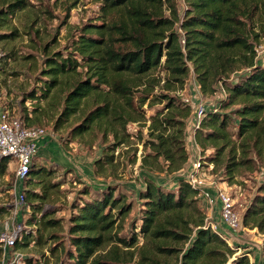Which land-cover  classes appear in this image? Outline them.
I'll return each instance as SVG.
<instances>
[{
    "label": "trees",
    "instance_id": "1",
    "mask_svg": "<svg viewBox=\"0 0 264 264\" xmlns=\"http://www.w3.org/2000/svg\"><path fill=\"white\" fill-rule=\"evenodd\" d=\"M93 1L100 6L99 23L84 24L79 29L72 52L56 53L44 61L42 97L48 99L57 90L55 98L62 105L56 129L83 115V120L72 130L73 136L80 137L99 128L105 139L114 136L116 148L126 145L130 138L129 123L140 121L137 101L144 105L150 100L148 94L136 101L135 88L160 70L167 73L168 83L183 85L192 64L203 94H215L218 84L226 91L221 111L234 105L242 106L235 113L237 140L230 131L231 118L209 112L196 131V143L203 152L210 147L215 149L216 157L212 160L215 165L223 163L225 151H228L229 161L240 151L241 159L228 165V173L236 171L235 168L248 167L247 154L251 151L264 162V67L257 64L253 42L258 37L253 32L259 27V20H264L259 16L262 10L264 15V0H184L187 9L183 19L179 16L177 0ZM0 6V21H6L27 9L29 3L27 0H0ZM177 25L184 33V46ZM14 35L16 32L11 36ZM244 69L249 70L248 74L239 82H229L232 74ZM150 87L153 84L150 83ZM151 101L168 103L164 110L150 118L151 141L144 146L152 154L147 155L145 162L151 158L158 162L162 158L168 165L167 171L179 172L189 160L186 121L192 109L188 105L180 106L167 95ZM105 158L106 161L100 159L95 163L99 170L115 161L113 156ZM9 163V158L0 160V174H6ZM43 173L35 170L33 164L26 182L27 200L48 199L30 190L37 186L36 179ZM48 175L51 174L48 172ZM200 194V189L193 188L184 179L179 180L178 191L146 181V188L140 193L144 203L140 234L147 241V248H140L143 251L138 252L141 260L152 261L164 254L176 255L177 264H227L238 252L208 225L207 213L198 205ZM91 197L78 207V214L71 220L69 234L74 251L68 254L69 264H128L115 244L132 249L137 239L134 237L128 242L114 234L119 221L114 212L118 211L120 217L126 216L131 206L126 205L125 196L115 197L112 187ZM33 209L27 222L29 226L41 224L51 228L58 224L46 220L50 215L41 212L38 204L33 205ZM5 212V209L0 210V214ZM36 212L42 213L41 219L35 216ZM243 224L264 235V183L244 215ZM111 245L107 254H98ZM2 260L0 249V264ZM234 264H251L248 253L235 259Z\"/></svg>",
    "mask_w": 264,
    "mask_h": 264
},
{
    "label": "rangeland",
    "instance_id": "2",
    "mask_svg": "<svg viewBox=\"0 0 264 264\" xmlns=\"http://www.w3.org/2000/svg\"><path fill=\"white\" fill-rule=\"evenodd\" d=\"M27 2V9L8 17L6 21H0V114L9 111L12 117L18 118L28 127L45 131L33 160L34 169L44 173L36 179L37 186L30 190L46 195L48 199L41 202L28 199L27 204L19 207L17 221L24 225L23 239L18 247L3 257L2 264H69L68 254L74 251L69 234L72 218L78 214V207L91 199V196L111 187L115 191V197L125 196L126 205L131 206V211L126 216L120 217L118 211L114 212L119 220L114 234H119L120 238L128 242L134 237L137 239V244L132 249L123 244H115L119 246L121 255L127 259L128 264H156L159 259L161 264H177L176 255H158L159 259L154 257L152 261L139 258L138 252L143 251L140 248H147V241L140 234L144 216V203L140 193L145 190L148 180L175 191L180 179L188 181L191 175H195L193 164L199 160L202 168L196 176L204 182L202 192L213 195L212 188L222 185L235 199V209L242 219L241 229L236 231V234L230 231L237 238L236 241L232 240L229 246L237 248L238 252L227 264H234V260L244 253L250 255L251 264H264V235L257 229L245 227L243 224L244 215L260 194L264 183V162L259 161L251 151L247 154L250 162L248 167L235 168L236 171L228 173V165L241 159L240 151L230 161L228 151H225L223 163L216 166L212 163L216 157L215 149L210 147L203 152L195 141L198 130L195 112L199 105H204L207 113L228 115L232 120L230 131L234 140H237L238 132V118L235 113L242 106L234 105L221 111V104L227 98L226 91L218 84L215 94H203L193 66L189 64L191 73L183 85L168 83L167 73L160 70L135 88L136 101L143 100L141 97L148 94L150 100L144 105L137 101L140 121L129 123L127 133L130 138L126 145L116 148L114 136L105 139L103 130L99 128L80 137L73 136L72 130L83 120V115L56 129L62 105L60 106L61 101L55 98L57 90L53 91L48 99L42 97V88L45 86V58L56 53L72 52L71 46L78 37L79 29L84 24L99 23L100 6L93 0ZM177 5L179 16L183 19L187 9L186 3L184 0H177ZM166 14L169 16V12ZM259 16L264 17L263 10L259 11ZM176 30L184 46V33L179 25ZM13 32H16V35L11 36ZM253 33L258 35L257 39L253 40L258 55L257 64L264 67V20H259V27L255 28ZM248 71L244 69L232 74L229 82H239ZM153 79L156 81L153 82ZM150 83L153 87H150ZM33 95L35 98H32ZM162 95L177 100L180 106L188 105L192 109L191 116L186 121V148L189 160L184 168L176 173L167 171L168 165L162 158L158 162L153 158L145 162L147 155L152 154V151L144 146L146 142L151 141L150 118L158 111L164 110L168 103L163 101L153 104L151 100ZM114 147L115 150L112 149ZM107 155L113 156L115 161L99 170L95 163L100 159L106 161ZM48 172L51 175H48ZM23 189H28L26 182H17L16 164L10 161L6 174H0V210H6L0 214V229L15 214L17 197ZM87 192L89 195H86ZM199 198L198 205L206 211L208 218L203 193ZM37 204L41 207V212L50 215L46 220H54L58 223L56 226H29L27 222L34 212L33 205ZM35 216L39 220L42 213L36 212ZM39 238H42L40 243ZM111 248L112 245L100 250L98 254H107ZM132 253H135L134 256ZM258 256L262 262H258Z\"/></svg>",
    "mask_w": 264,
    "mask_h": 264
},
{
    "label": "built area",
    "instance_id": "3",
    "mask_svg": "<svg viewBox=\"0 0 264 264\" xmlns=\"http://www.w3.org/2000/svg\"><path fill=\"white\" fill-rule=\"evenodd\" d=\"M207 115L204 105H199L195 112L197 121V129L200 128L202 119ZM45 136L43 129L30 128L21 120L12 117L9 111L0 114V160L9 158L11 162L16 164L17 182H27L31 168L33 166L34 157L38 151V143ZM195 175H191L189 182L193 188L201 190L206 198L207 208L212 209L220 205V217L222 222L230 229L236 232L242 227V219L237 213L235 199L226 190H218L215 195L208 192H202L204 182L198 179L196 174L200 172L202 164L200 160L193 164ZM200 194V195H201ZM25 190H20L17 197V206L15 214L0 229V249L3 251V257L17 247L23 239L24 225L17 221L18 209L27 204ZM209 222V221H208ZM212 230L218 233L226 242L231 245L230 235L226 232H220L216 224L209 222ZM250 256V255H249Z\"/></svg>",
    "mask_w": 264,
    "mask_h": 264
},
{
    "label": "crops",
    "instance_id": "4",
    "mask_svg": "<svg viewBox=\"0 0 264 264\" xmlns=\"http://www.w3.org/2000/svg\"><path fill=\"white\" fill-rule=\"evenodd\" d=\"M176 190L175 191H177L178 190V188L176 187L175 188ZM224 190L225 188L222 186V185H219V186H216V187H214V188H212V191H211V193L214 195V194H216V192L218 191V190ZM219 209H220V205H218L217 206V208H212V209H209L208 208V221L210 222V223H212V224H216L220 229H219V231L220 232H226V234H229L230 235V240L232 241V240H235V238H237V236L235 237V236H233L231 233H230V229L222 222V220H221V217H220V212H219ZM235 234H236V232H235ZM236 241V240H235ZM257 249H259L258 247H256ZM259 259V260H258ZM257 260H258V262H262V259H261V257L260 256H258L257 257Z\"/></svg>",
    "mask_w": 264,
    "mask_h": 264
}]
</instances>
